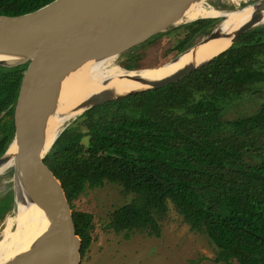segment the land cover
<instances>
[{"label":"trees","instance_id":"obj_1","mask_svg":"<svg viewBox=\"0 0 264 264\" xmlns=\"http://www.w3.org/2000/svg\"><path fill=\"white\" fill-rule=\"evenodd\" d=\"M52 1L0 0V16L24 15ZM215 22L197 19L152 39L182 31L168 50L175 57L210 33ZM125 66L119 65L133 69ZM26 67L0 65V157L13 137ZM263 92L264 24L178 82L99 104L71 121L43 163L70 205L81 256L92 242L93 217L73 210V202L86 189L108 183L133 195L108 224L126 239L132 233L159 238L171 203L190 230L204 233L215 246L214 263L264 264V102L250 116L224 119L231 106ZM9 202L1 200L0 210Z\"/></svg>","mask_w":264,"mask_h":264},{"label":"water","instance_id":"obj_2","mask_svg":"<svg viewBox=\"0 0 264 264\" xmlns=\"http://www.w3.org/2000/svg\"><path fill=\"white\" fill-rule=\"evenodd\" d=\"M191 1L193 0H54L24 15L0 16V65H27L14 106L13 137L5 151L10 146H15L14 163L19 171L20 181L31 202L54 224L49 232L37 239L27 253L6 264L80 263L81 241L75 234L72 210L60 182L43 163L57 136L76 118L64 124L49 149L42 155L44 126L53 104V86L65 75L99 55L115 38L118 37L119 42H122L125 36L151 21H156L158 16L167 14L115 56L178 25V13ZM207 1L209 0H205V5ZM248 8L260 12L264 10V0H256L238 11ZM232 13L234 11L227 12L228 15ZM220 23L222 21L207 36L167 62L173 64L178 56L191 52L189 62L175 74L158 81L144 80L141 82L144 88L123 95L94 97L87 101L90 104L82 113L102 103L176 83L228 50L245 32L264 24L259 23L258 17H254L231 36L225 37L230 39L228 49L197 63L199 47L218 37ZM29 42L31 52L27 57L15 63L5 61L6 57L23 55L22 52ZM159 67L162 65L150 69ZM14 171L16 175L15 168Z\"/></svg>","mask_w":264,"mask_h":264},{"label":"bare ground","instance_id":"obj_3","mask_svg":"<svg viewBox=\"0 0 264 264\" xmlns=\"http://www.w3.org/2000/svg\"><path fill=\"white\" fill-rule=\"evenodd\" d=\"M229 1L237 2L239 0ZM178 14V24L209 17H224L217 29L218 37L199 47L197 63L225 51L230 46V39L225 37L231 36L239 27L251 22L254 17H258L259 23H264V10L257 12L253 11L252 8H248L244 11H234V13L228 15L227 12L207 8L205 0L191 1ZM166 15L158 16L155 20L159 22V19ZM156 21H151L134 30L129 36H125L122 42H119L118 37L115 38L99 55L65 75L60 82L53 86V104L44 126L42 155L49 149L64 124L79 116L88 107L90 103H87V101L94 97L123 95L129 91L142 89L145 87L141 84L142 81L165 79L175 74L189 62L191 52L181 54L177 57L175 63H165L158 69L130 70V72L129 69L124 70L119 67L120 64H116L115 61H118L115 56L117 52L135 42L146 30L155 25ZM30 47L31 43L29 42L22 52L23 55L6 57L4 58L5 61L9 63L21 61L31 52V50L29 51ZM15 154V146H10L5 151L4 158L1 159L2 156L0 157V172L8 167L16 170V214L14 218L9 220L4 237L0 241V264H6L23 256L32 248L39 237L45 235L54 227V224L49 222L46 214L31 202L27 190L20 181V174L14 163ZM12 224H14V230L11 229Z\"/></svg>","mask_w":264,"mask_h":264},{"label":"rangeland","instance_id":"obj_4","mask_svg":"<svg viewBox=\"0 0 264 264\" xmlns=\"http://www.w3.org/2000/svg\"><path fill=\"white\" fill-rule=\"evenodd\" d=\"M211 1L227 7H234V9L228 8L219 11L230 12L248 6L256 0H239L237 2L229 0L207 1L205 6L214 9ZM244 3L246 4L244 5ZM208 19H215L216 21L211 29L212 31L218 26V19L224 18L209 17ZM185 23L188 22L181 24ZM182 36L183 32L180 31L177 34L171 33L155 39H152V37L149 42L147 40V43L144 42L145 44L136 46L138 48L133 47L117 56L116 60L118 61L115 62L120 64L121 67L131 66L133 68L130 69L131 71L156 68L174 58V56H168V50L174 47L177 40ZM204 37L195 40L194 44ZM135 48L136 51L132 53L131 51ZM128 53L132 54L128 56ZM121 61H123V64ZM263 102L264 92L231 106L226 111L224 119L233 120L250 116L255 113ZM5 119H9V117L7 116ZM260 140L264 143V136ZM4 155L5 152L2 154L1 159L4 158ZM14 172L12 167L0 172V201L10 198L6 209L4 211L0 210V241L4 237L9 220L14 218L16 214ZM132 198L133 195L126 193L122 187L106 183L99 188L86 189L73 202V210L89 213L93 217L92 242L85 254L81 256L79 264H218L213 262L216 248L212 242L204 233L190 230L189 226L182 221L181 216L176 213L171 203H168V212L160 222L161 234L159 238L149 237L144 233H132L129 239H126L124 232L117 234L109 229L108 224L114 210L128 204ZM11 229L14 230V224H12ZM232 264L236 263L232 262Z\"/></svg>","mask_w":264,"mask_h":264}]
</instances>
